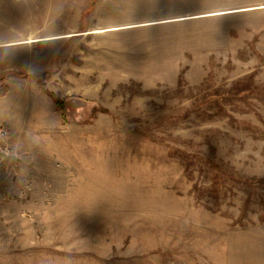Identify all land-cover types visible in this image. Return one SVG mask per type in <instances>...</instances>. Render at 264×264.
Segmentation results:
<instances>
[{
	"label": "rangeland",
	"instance_id": "obj_1",
	"mask_svg": "<svg viewBox=\"0 0 264 264\" xmlns=\"http://www.w3.org/2000/svg\"><path fill=\"white\" fill-rule=\"evenodd\" d=\"M10 59L0 264H264V0H0Z\"/></svg>",
	"mask_w": 264,
	"mask_h": 264
},
{
	"label": "crops",
	"instance_id": "obj_2",
	"mask_svg": "<svg viewBox=\"0 0 264 264\" xmlns=\"http://www.w3.org/2000/svg\"><path fill=\"white\" fill-rule=\"evenodd\" d=\"M23 41V40H22ZM25 41V40H24ZM17 43H21L20 41H18ZM20 45V44H18ZM12 50V49H11ZM9 64L10 66L6 67L5 65ZM13 65V61L12 59L7 60L6 62H4L2 60V62L0 63V75H3L4 73H6L7 71L11 70V66ZM16 78V77H15ZM14 76H8L5 80H1L0 79V83L5 82L6 84L9 85L10 88L11 87V83L12 81H17L18 82V78H16L15 80ZM9 93H7L5 96H0V124H4L8 127L9 129V136L7 138V147L9 148V151L14 149L15 145L17 144V130L19 129V123L13 121L14 119H19L21 117V115L17 112V114L14 117V108L13 106L10 108L9 106H7L5 104V101L7 99V97L9 96ZM8 121H12V123H14L11 126H8ZM18 127V129H17ZM0 161H2V157H0Z\"/></svg>",
	"mask_w": 264,
	"mask_h": 264
},
{
	"label": "built area",
	"instance_id": "obj_3",
	"mask_svg": "<svg viewBox=\"0 0 264 264\" xmlns=\"http://www.w3.org/2000/svg\"><path fill=\"white\" fill-rule=\"evenodd\" d=\"M8 136L9 129L4 124H0V157H3L9 152L6 143Z\"/></svg>",
	"mask_w": 264,
	"mask_h": 264
},
{
	"label": "trees",
	"instance_id": "obj_4",
	"mask_svg": "<svg viewBox=\"0 0 264 264\" xmlns=\"http://www.w3.org/2000/svg\"><path fill=\"white\" fill-rule=\"evenodd\" d=\"M0 79L3 80L4 77H0ZM7 91H8V89H7ZM1 94H2V96H3L4 94H6V92H3V91H2ZM56 103L59 104V106L63 107V101H56Z\"/></svg>",
	"mask_w": 264,
	"mask_h": 264
}]
</instances>
